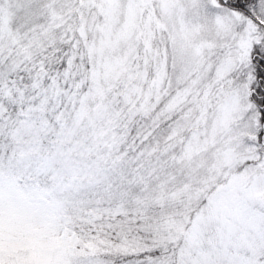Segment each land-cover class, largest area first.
Instances as JSON below:
<instances>
[{
  "label": "snow or ice",
  "instance_id": "snow-or-ice-1",
  "mask_svg": "<svg viewBox=\"0 0 264 264\" xmlns=\"http://www.w3.org/2000/svg\"><path fill=\"white\" fill-rule=\"evenodd\" d=\"M0 264H264V0H0Z\"/></svg>",
  "mask_w": 264,
  "mask_h": 264
}]
</instances>
